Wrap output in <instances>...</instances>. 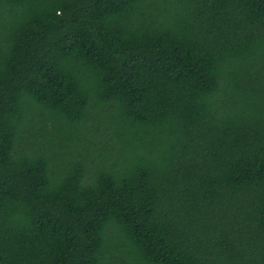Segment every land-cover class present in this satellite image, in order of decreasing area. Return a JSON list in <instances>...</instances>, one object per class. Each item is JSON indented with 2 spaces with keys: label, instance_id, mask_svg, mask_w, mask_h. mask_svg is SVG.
Masks as SVG:
<instances>
[{
  "label": "trees",
  "instance_id": "trees-1",
  "mask_svg": "<svg viewBox=\"0 0 264 264\" xmlns=\"http://www.w3.org/2000/svg\"><path fill=\"white\" fill-rule=\"evenodd\" d=\"M0 264H264V0H0Z\"/></svg>",
  "mask_w": 264,
  "mask_h": 264
}]
</instances>
